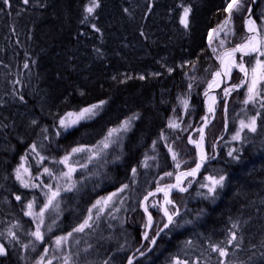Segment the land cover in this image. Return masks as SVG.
<instances>
[{"label":"trees","instance_id":"trees-1","mask_svg":"<svg viewBox=\"0 0 264 264\" xmlns=\"http://www.w3.org/2000/svg\"><path fill=\"white\" fill-rule=\"evenodd\" d=\"M84 3L30 0L25 5L23 0H9L4 5L0 0V243L8 249L0 264H36L45 245L53 246L56 237L67 235L83 222L98 198L127 183L129 188L116 196L114 212H104L93 220L92 227L73 233L65 246L73 264H124L142 243L146 222L140 209L142 198L173 168L166 145L175 148L181 138L184 141L204 115L202 95L218 67L208 33L225 18L226 0H100L95 18H90L100 33L92 31L90 24L80 23ZM182 6L192 9L187 32L178 22ZM253 12L260 25L264 0H257ZM242 16H237L238 23ZM240 29L239 23V34L228 45L242 42ZM95 48L102 51V58ZM251 61L245 58L247 67L252 66ZM168 68L173 69L171 73ZM139 75L146 78H136ZM127 76L133 79L120 83ZM242 79L243 74L234 69L229 85ZM246 91V86L233 90L227 104H216V115L206 129L211 143L220 137L210 156L215 158L205 164L186 192L172 196L180 212L174 219L182 226L166 229L153 249L133 264H172L174 258L187 264H220L222 259L225 264H264V99L245 105ZM180 99L188 100L187 110ZM100 100L107 104L93 120L67 131L59 129L58 121L65 113ZM132 113H139L140 118L123 142L77 173V190L64 192L61 216L48 219L55 221L51 231L47 225L41 230L44 241L36 242L35 248H24L33 239L26 233L35 230L32 217L24 215L26 204L35 197L39 206L42 197L37 189L47 190L46 184L57 182L43 174V167L59 176L63 165L55 161L73 147L94 145L108 128ZM252 116L257 118L256 132L245 129L241 140H232L240 120ZM169 119L177 120L180 128L167 127ZM57 131L62 134L57 136ZM162 132L166 139H160ZM153 141L157 142L155 151ZM33 143L47 157L42 164L34 153L26 160L32 176L40 177L34 181L39 185L35 190L21 187L14 174L20 157L26 150L27 155L31 153ZM190 148L183 166L195 163V150ZM232 150L240 157L238 162L228 156ZM145 153L156 159L149 160V168L138 167L133 181L130 169L140 165ZM210 175L227 176L214 201L197 195L206 193L200 184L207 183L205 177ZM16 194L22 196L21 201L15 199ZM233 222H238L237 229L231 228ZM13 225H18L13 231L20 243L7 237ZM230 230L237 233L234 245L239 243V248L227 244ZM143 245L141 251L146 249ZM212 245L225 247L228 256L220 257Z\"/></svg>","mask_w":264,"mask_h":264},{"label":"snow or ice","instance_id":"snow-or-ice-1","mask_svg":"<svg viewBox=\"0 0 264 264\" xmlns=\"http://www.w3.org/2000/svg\"><path fill=\"white\" fill-rule=\"evenodd\" d=\"M30 0H23V3L25 5L29 4ZM2 3L4 5L9 4V0H2ZM256 3V0H226V7L223 9V11L227 14L225 16V19L217 25V27L210 29L208 33V40H209V46L212 47V52L215 54L217 52V48L213 47V41L219 40V47L223 48L226 42V39L229 35V32L231 29L229 28V25L233 22V14L234 13H243L244 14V27L249 33V35L246 37L243 43L237 45L234 48L225 50L222 54L217 55L216 59L220 63V69L215 71L213 73V79L208 84V89H213L214 87H219L220 83L222 82L224 77H231V74L234 69H238L243 74V79L240 81L239 84L233 85L231 88L225 87L223 89L224 96L227 97L230 95L231 91L239 89L241 87L246 86V98L243 101L245 105L249 103H254L258 98L264 99V31L261 29L264 28V17L261 19L260 25L257 24V21L253 19V5ZM43 7V5H40ZM101 7L100 0H85V3L83 5V15L80 19V23L82 25H88L90 24V27L92 31H95L97 33L101 32V29L97 26L95 23H90V18H95V13L98 8ZM246 9V12H245ZM2 10V9H0ZM150 10V9H149ZM123 11L125 13H129L128 8H124ZM191 7L188 6H182V14L179 16V24L183 27V29L187 32L190 30V14H191ZM223 33V39L221 38V34ZM141 36H144L145 33L142 31L140 33ZM94 51L97 53L99 58L103 57V53L99 48H95ZM236 53H240L241 56L239 60L236 59ZM255 56V63L254 65L250 67H246V62L244 60L245 56ZM35 63V61H33ZM193 66L194 63H193ZM25 68H28L29 65L27 63L24 64ZM169 73L172 72L173 69L168 68L167 69ZM152 75H159V73H152ZM140 80H144L146 77L144 75H139L136 77ZM113 80H116L117 77L113 76ZM133 79L132 76H127L125 80H121L120 83H126L127 80ZM16 83H19V81H16ZM191 87V85H189ZM81 95H84L83 92L80 93ZM205 96H208V91L205 92ZM19 100L23 103L25 102V97L23 95L18 96ZM211 104L207 107V114L202 117L203 126L198 129V132L200 134L199 140L193 139L191 136L188 137V143L195 145V148L197 150V159L195 161V166L190 168L187 171H176L174 172H166L165 176H173L175 175V183L168 184L165 187L157 186L156 192H162L164 195V201L163 204L157 205L153 204V207H159L160 211L163 213V216L166 218L165 223H163L162 227H158L155 235L149 236L148 231H144L142 233V238L145 241H148L149 244L155 245L157 243V238L161 236L162 233L165 232L166 229L170 230V226L172 227H181L174 217H178L180 215V212L178 209L175 211H169L168 207L166 205H172L173 208H175L174 201L169 198L170 193L172 190H178L179 192H186L188 189L187 187H184L185 181L189 185H191L192 180L188 179L191 177L192 179H195L197 174L200 172V169L204 166L205 162L209 159H214L215 157H209L207 153L204 150L205 147V135L204 130L208 126V124L211 122L209 119V116H214L215 114V103L216 98L210 97ZM185 110L188 109L189 103L187 99H180L179 101ZM107 104L106 100H100L97 103H93L84 107H81L78 111L73 112H67L64 116L60 117L58 121L59 129H63L64 131H67L73 127H75L78 124H81L83 121H90L93 120L95 117H97L100 112L103 110L104 106ZM264 107V104L261 105ZM175 111V109H173ZM259 115V113L257 114ZM140 118L139 113H132L131 115L125 117L122 121L119 122L116 126L108 128L106 134L104 135L102 141L98 142L101 147L98 151H93V148H89L87 146H77L73 147L70 152L66 153L60 160L55 161L56 163L62 164L67 168V171L60 172L59 176L54 175L53 171L48 167H43V174L48 175L53 180L59 181L60 179H63L65 181V186L61 188L60 184L57 183L55 186V189L52 185L46 184L45 187L47 188V192L45 193L46 200L43 203L42 207L39 208L38 212H34L33 208L36 205V198L34 197L33 200H30L26 204L27 211L24 212L25 216L32 217L34 220H38L39 222L36 223L35 230L29 231L26 233V235L32 237V240H29L28 244H24V248H28L29 246L35 248L36 242H43L44 241V234L41 231V227L44 224L45 221V214L54 211L55 209L59 208V202L57 201V198L61 196V191L63 192H72L74 190H77V182H73L72 176L73 173L77 171L76 167L73 166L70 161H72V158L75 157L77 154H86V156H82L81 159H86L87 163L80 164L81 168L86 169L88 167V163H91L94 159L100 156L101 152L104 150L109 149L110 147H114L117 145H120L123 140L125 134H127L129 131H131L133 127V122ZM31 123L33 125L37 124L36 120H32ZM167 127L171 129H179L180 123L177 122L175 119H169ZM247 129L249 132H256L257 130V118L256 116L250 117L247 121L240 120L239 128L235 132L234 135H232V140L239 141L241 140V133ZM43 132H47L48 129L44 128L42 129ZM186 131V129H185ZM62 133L60 131L56 132L57 136H60ZM45 139H48L47 136H45ZM160 139H166L163 132L161 133ZM156 141H153V151L156 149ZM43 147V145H41ZM95 147V146H93ZM168 148L169 153L171 154V159L174 162L175 168L177 170L180 169L181 161L178 159V154L173 151L172 147L170 145H166ZM31 153H34L37 157H39V160L37 161L38 164H42L44 160L47 159V157L42 156L39 151H37V145L33 143L29 146ZM234 151H229L228 156L232 158L234 161H239L240 157L237 155H234ZM120 157L117 156L116 159H119ZM26 159H27V150L26 155H22L20 157V164L14 169L15 179L19 182L21 187L23 188H37L39 187L36 183H31L33 176L31 172L29 171V167L26 166ZM155 156H150L147 153H145L144 159L140 162V165L133 166L130 169L131 177L130 179L134 181V178L138 174V167H144L149 168L150 164L148 163L149 160H155ZM76 163H79V161H76ZM36 180H39L40 177L36 176ZM163 179V177H161ZM227 179L226 175H210L206 176L205 180L207 183H201L200 187L206 189V193H197V195L203 196L204 199H211L215 200L218 197V190L223 189L225 187V181ZM129 184H123L120 188H118L116 191L110 193L106 197H101L100 199L96 200L94 204L90 208H88L87 212L88 215L83 220L82 223H80L78 226L74 227L71 232L67 233V235L56 237L55 240V246L57 249H59L63 244H65L68 241V238L73 235V233H82L86 228L92 227L90 221L93 219V210L95 209V216L98 219L101 215V213L104 212V209L109 207L113 201V199L119 194L125 191V189L129 188ZM155 192H148V195L144 197V203H141V207L143 208V211L146 215L147 222L145 224L146 229H150L154 226V219L153 215L149 211V206L146 203L148 201V198L150 196H154ZM15 199L17 201L22 200V196L19 194L15 195ZM55 223V221H53ZM185 223H192V221H186ZM18 227V225H13L8 228L7 230V237L10 241H16L17 243H20L19 238L17 237L16 233L13 231V228ZM232 229L238 228V222H233L231 225ZM49 231H51V226H49ZM237 241V233L235 231L229 232V237L227 239L228 245H234V242ZM189 245H191V241H187ZM262 247H264V242H262ZM91 247V245H89ZM235 248H239L240 244L236 243L234 245ZM255 247V245H253ZM211 249L213 252H217L220 257H227L228 256V250L225 247H221L219 245H212ZM48 247L44 248V255H41L40 258L36 261V264H52V259H47V252ZM86 252L87 249H84ZM137 251L140 253L141 256H143L145 253L141 251L140 249H137ZM8 255V249L7 246L4 243H0V257H6ZM255 253H253V256ZM55 257H53L54 259ZM261 258H264V253H261ZM252 257H249V260H251ZM63 264H73L72 255L65 253L63 256ZM104 264H108V261H104ZM127 264H133V257H129ZM172 264H187L186 261H181L177 258H174L172 260ZM220 264H225V261L222 259L220 261Z\"/></svg>","mask_w":264,"mask_h":264},{"label":"rangeland","instance_id":"rangeland-1","mask_svg":"<svg viewBox=\"0 0 264 264\" xmlns=\"http://www.w3.org/2000/svg\"><path fill=\"white\" fill-rule=\"evenodd\" d=\"M245 12H246V9H245ZM227 15V14H226ZM243 15V13H234L233 14V22H232V28H231V26L229 25V28L231 29V33L229 32V35H228V37H227V39H226V42H225V45L224 46H232V45H228V43H231V41H232V39L233 38H235V36L236 35H238L239 34V30H238V25H239V23H240V27H241V29H240V33H241V35H242V37H244V39L242 40V42H244V40L246 39V37L249 35L246 31H245V28H244V24H243V21H244V15ZM237 16H242V19L240 18L239 19V23H238V21H237ZM258 24V23H257ZM259 25V24H258ZM243 32H242V31ZM262 31H264V28H262L261 29ZM245 33V34H244ZM222 39L224 38L223 36L221 37ZM242 42H240V43H242ZM240 43H237V44H240ZM235 45V44H234ZM213 47H216L217 48V52L215 53L216 54V56H217V54H218V52L222 49L221 47H219V41H214L213 42V45H212ZM245 58H247V57H244V60H245ZM248 58L249 59H252V61H254V62H252L251 61V63H252V65H254V63H255V56L253 55V56H248ZM239 60V57L237 58V61ZM247 67V66H246ZM250 67V66H249ZM218 68V67H217ZM240 72V71H239ZM231 77H232V74H231ZM230 77V78H231ZM230 78H229V81H230ZM211 80V79H210ZM209 80V81H210ZM209 81H208V83H209ZM229 81H228V83L225 85V86H223V87H221L218 91H217V95H216V98H217V101H216V103H215V114H214V116H212L213 118H212V120H211V122H210V124H212V122H213V120H214V117H215V115H216V111H217V108H216V104L218 105L219 103H221L222 101L224 102V104H227V102H228V100H229V98H230V96H231V94L233 93V91H231V93H230V95L229 96H227V97H225L224 96V92H223V89L225 88V87H228V88H231V86L229 85ZM208 85V84H207ZM207 87V86H206ZM199 124L197 125V126H194L193 128H192V130H190L187 134H186V139L183 141V139L181 138L180 140H179V142H177V145L175 146V148L174 147H172V144L170 145L171 147H172V149H173V151H175L177 154H178V159L181 161V164H180V169L179 170H184V169H188V168H191L192 166H188L187 167V165L188 164H186V166H183L184 165V163H185V158H184V156H186L188 153H189V151L190 152H192V150H191V148L190 147H193L192 146V144H189L188 143V137L189 136H191L193 139H196L197 138V136H198V129L200 128V126H201V124H202V121L201 122H198ZM210 124H209V126H210ZM208 126V127H209ZM60 130H62V131H64L63 129H60ZM103 139V138H102ZM102 139L101 140H99L98 142H100V141H102ZM220 139V137L219 138H217L216 139V141H214V142H212L211 143V141L207 138V136L205 135V141H206V151H207V153H208V156L210 157V156H212L213 154H214V152L216 151V143H217V140H219ZM95 143L94 145H88L87 147H89V148H93V151L95 152V151H98L99 149H100V147H101V145L99 144V143ZM83 146H85V145H83ZM93 146H95V147H93ZM111 148V147H110ZM193 149H194V147H193ZM195 150V149H194ZM106 151H108V149L107 150H104V151H102L101 152V154H100V156L102 155V153L103 152H106ZM194 153H195V155H196V152L194 151ZM170 154V153H169ZM29 155H32V153H29L28 155H27V158H29L30 156ZM82 156H86V154H77L75 157H73L72 158V161H70V163H72L73 164V166L74 167H76V169H77V171L75 172V173H73V176H72V180H73V182H77V178H78V174L77 173H79V171H83L84 170V168H81L80 167V164H82V163H87V160L86 159H81V157ZM170 157H171V154H170ZM98 158V157H97ZM96 158V159H97ZM96 159H94L93 160V162L96 160ZM27 160V159H26ZM76 161H79V163H76ZM195 161H196V158H195ZM187 162V161H186ZM90 163H88V165H89ZM27 166V165H26ZM28 167V166H27ZM62 169H63V171L64 172H66L67 171V168H65V166L63 165V167H62ZM179 170H177L176 168H175V165H174V162H173V168H172V170H170V171H168V172H176V171H179ZM29 171H30V169H29ZM62 172V171H61ZM59 174H60V172H59ZM84 174H86L85 172H84ZM57 175V174H56ZM58 176V175H57ZM161 177H163V179H161ZM174 177H175V175H173V176H171V177H169V176H165V175H161L160 177H159V179L157 180L158 181V184H157V186H162V187H165L166 185H168V184H171L172 182H173V180H174ZM188 179H190L191 180V177H189ZM34 181H36L35 180V178L33 177V179H32V181H31V183H34ZM57 181V180H56ZM57 183H59L60 184V186H62L61 188H63L64 186H65V181L63 180V179H60L59 181H57V182H53V184H52V186H53V188L55 189V186L57 185ZM188 183H187V181H185V183H184V187H188ZM156 186V187H157ZM41 187V186H40ZM155 187V188H156ZM39 188V187H38ZM36 188H34V190H35ZM37 190H39L40 191V193H41V197H42V203L39 205V206H37V205H35L34 206V208H33V211L34 212H38L39 211V208L40 207H42V205H43V203L45 202V200H46V196H45V193L47 192V190H42V189H37ZM110 193H108V194H104L103 196H101V197H106V196H108ZM175 193H173L172 195H171V199L174 201V204H175V208H173V206L172 205H170V207H169V209H170V211H175L176 209H178V205H177V202L174 200V198L172 197L173 195H174ZM63 195H64V192L63 191H61V196L60 197H58L57 198V201L59 202V208H57V209H55L54 211H50V212H48V213H46L45 214V221H44V224L42 225V227H41V230H43L44 229V226H46L47 225V228H48V230H49V226H51V228L53 227V222L51 221H48V219H57V217H60L61 216V213H62V200H63ZM119 195V194H118ZM100 197V198H101ZM100 198H98V199H100ZM117 197H115L114 199H113V201H112V203H111V205L109 206V207H107V208H105L104 209V212H107V211H109V213L112 211V212H114V209L112 208V207H114V206H116V205H114V202H115V199H116ZM33 200V199H32ZM118 200V199H117ZM161 200H162V195H160V194H155L154 196H150L149 198H148V201L146 202L147 204H148V206H149V211L151 212V214L153 215V218H154V226L152 227V228H150V230L148 231V233H149V236H153V235H155V232H156V230H157V228L158 227H161L162 225H163V223L165 222V218L163 217V214L162 213H160V209H159V207H153L152 205L155 203V204H157V205H160L161 204ZM36 204H37V202H36ZM95 209L93 210V219H92V221H90V223H92L93 222V220L94 219H97L96 218V216H95ZM152 211H155V213H153ZM103 212V213H104ZM143 212V211H142ZM103 213H101V215H100V217L103 215ZM143 214H144V212H143ZM145 215V214H144ZM49 217H51V218H49ZM99 217V218H100ZM145 218H146V215H145ZM33 219V218H32ZM33 221H34V223H35V226H36V223H38L39 221L38 220H34L33 219ZM47 221H48V224H46L47 223ZM146 222H147V218H146ZM146 222H145V224H146ZM145 230H146V228H145ZM144 230V231H145ZM67 243V242H66ZM63 244L59 249H57L56 248V246H55V243H54V245L53 246H51V245H45V247H48V252H47V256H46V258H49V259H52V264H63V256H64V254L65 253H67L68 254V249H66V245L67 244ZM143 243H144V247H148L149 246V242L148 241H143ZM141 245V244H140ZM44 247V248H45ZM43 248V249H44ZM43 255H44V250H43ZM51 258H50V257ZM53 257H55L54 259H53ZM47 260V259H46ZM56 261V262H55Z\"/></svg>","mask_w":264,"mask_h":264},{"label":"water","instance_id":"water-1","mask_svg":"<svg viewBox=\"0 0 264 264\" xmlns=\"http://www.w3.org/2000/svg\"><path fill=\"white\" fill-rule=\"evenodd\" d=\"M256 2H257V0H256ZM256 4V3H255ZM255 4L253 5V8H254V6H255ZM225 19V18H224ZM223 19V20H224ZM253 19H255L254 18V16H253ZM222 20V21H223ZM221 21V22H222ZM220 22V23H221ZM220 23H218V24H220ZM217 24V25H218ZM243 24H244V21H243ZM217 25H215L213 28H215V27H217ZM231 26V28H232V24L230 25ZM212 28V29H213ZM245 28V27H244ZM245 31H246V29H245ZM247 32V31H246ZM231 33V32H230ZM223 36V33L221 34V37ZM214 41H219V40H214ZM213 41V42H214ZM243 43V42H242ZM208 44H209V40H208ZM241 44V43H240ZM237 45H239V44H235V45H232V46H224L219 52H218V54L217 55H220V54H222L225 50H227V49H231V48H234V47H236ZM210 47V46H209ZM210 50L212 51V47H210ZM245 57H248V56H245ZM216 61H217V65H218V68H217V70H219L220 69V63H219V61L216 59ZM246 66V65H245ZM225 79V80H224ZM227 81H229V78L226 80V78H223V80H222V83L221 84H224V83H226ZM220 84V86L219 87H217V88H215V89H213L214 91H217V90H219L220 88H221V85ZM206 91H208V93L210 92V89H208V85H207V87H206V90L204 91V93H203V95H202V99H203V104H204V115H203V117L207 114V105H206V102H205V99H206V96H205V92ZM216 101H217V98H216ZM214 107H215V105H214ZM212 116L210 115L209 116V119H210V121L212 120ZM210 124V123H209ZM209 124H208V126H209ZM203 126V121H202V124H201V126L200 127H202ZM208 126L205 128V130H204V135H206V129L208 128ZM199 136H200V134H198V136H197V138L195 139V140H199ZM205 143V147H204V150H205V152L207 153V151H206V141L204 142ZM192 146L194 147V149H195V152H196V159H197V150H196V148H195V145H193L192 144ZM207 155H208V153H207ZM211 159H209V160H207L206 162H205V164L208 162V161H210ZM205 164H204V166H205ZM195 166V164L192 166V167H194ZM204 166L200 169V172L197 174V176H196V178L195 179H192L191 178V180H192V183H191V185H189L188 187H187V189H189L191 186H192V184L194 183V181L198 178V176H199V174L201 173V171L203 170V168H204ZM191 167V168H192ZM190 168H188V169H184V170H179V171H187V170H189ZM175 178V177H174ZM174 183V182H173ZM172 183V184H173ZM162 187V186H161ZM157 188V187H156ZM156 188H154V189H152V190H150L151 192H156ZM149 191V192H150ZM176 192H179L178 190H172V192L170 193V199H171V195L173 194V193H176ZM157 193H160L161 195H162V197H164V195H163V193L162 192H157ZM146 195H148V193L147 194H145L144 195V197L146 196ZM144 197L142 198V200H141V202H140V209L143 211V208L141 207V203H144ZM144 212V211H143ZM145 214V213H144ZM163 214V213H162ZM165 218V217H164ZM154 219V218H153ZM165 222H167L166 221V218H165ZM164 222V223H165ZM163 226V225H162ZM161 226V227H162ZM147 231H149L150 229H146ZM145 230V231H146ZM159 238V237H158ZM158 238H157V240H158ZM143 238H142V243H141V245H139L129 256H128V258L126 259V261H125V263L124 264H127V261H128V259H129V257H133V262L135 261V260H137L138 258H140V257H142L141 255H140V253L137 251V249H140L141 250V247H142V244H143ZM155 245H151V244H149V246L145 249V250H143V252L145 253V254H147L148 252H150L152 249H153V247H154ZM144 254V255H145ZM143 255V256H144Z\"/></svg>","mask_w":264,"mask_h":264},{"label":"bare ground","instance_id":"bare-ground-1","mask_svg":"<svg viewBox=\"0 0 264 264\" xmlns=\"http://www.w3.org/2000/svg\"><path fill=\"white\" fill-rule=\"evenodd\" d=\"M249 34V33H248ZM236 55V59L239 57L240 58V56H241V54L240 53H236L235 54ZM224 78H226V80L228 79V77H224ZM212 79H213V76H212V78H211V80L210 81H212ZM225 80V79H224ZM209 81V82H210ZM222 83V82H221ZM220 83V84H221ZM228 83V81L226 82V83H224V84H221L222 86L221 87H223V86H225L226 84ZM209 84V83H208ZM215 88H217V87H214L213 89H215ZM213 89H210V92L208 93V96L206 97V99H205V102H206V105H207V107H208V105L209 104H211V99H210V97H215L216 98V95H217V91H214ZM173 182L175 183V178H174V180H173ZM172 182V183H173ZM171 183V184H172ZM155 194H160V193H157V192H155ZM161 195V194H160ZM170 198V197H169ZM163 201H164V197H162V200H161V204H163ZM166 207H168V209H169V207H170V205H166ZM169 211H170V209H169ZM171 212V211H170ZM160 213H162L161 211H160ZM164 217V216H163Z\"/></svg>","mask_w":264,"mask_h":264}]
</instances>
